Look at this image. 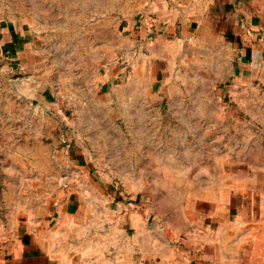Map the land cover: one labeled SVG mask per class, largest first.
<instances>
[{
  "label": "rangeland",
  "instance_id": "obj_1",
  "mask_svg": "<svg viewBox=\"0 0 264 264\" xmlns=\"http://www.w3.org/2000/svg\"><path fill=\"white\" fill-rule=\"evenodd\" d=\"M150 1L0 0L29 35L0 54V200L79 191L124 235L141 214L176 241L238 226L264 249V51L151 38Z\"/></svg>",
  "mask_w": 264,
  "mask_h": 264
},
{
  "label": "crops",
  "instance_id": "obj_2",
  "mask_svg": "<svg viewBox=\"0 0 264 264\" xmlns=\"http://www.w3.org/2000/svg\"><path fill=\"white\" fill-rule=\"evenodd\" d=\"M261 3L151 0L148 26L155 35L151 38H171L178 29L183 38L199 41L215 36L245 52L261 49L262 58ZM27 28L25 23L0 21V54L19 56L29 40ZM76 196L81 208L71 205ZM5 198L0 200V264H264L262 244L257 248L246 228L223 226L176 241L168 238L165 227L149 225L143 215L133 214L128 215L132 233L124 235L128 227L117 224L111 211L83 209L79 191ZM106 219L113 224L106 226Z\"/></svg>",
  "mask_w": 264,
  "mask_h": 264
}]
</instances>
